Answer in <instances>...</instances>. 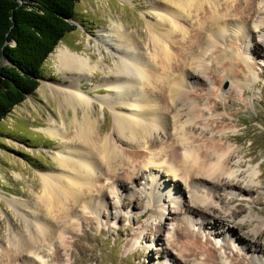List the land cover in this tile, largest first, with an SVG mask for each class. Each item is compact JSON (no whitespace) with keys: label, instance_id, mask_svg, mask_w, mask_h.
<instances>
[{"label":"bare ground","instance_id":"6f19581e","mask_svg":"<svg viewBox=\"0 0 264 264\" xmlns=\"http://www.w3.org/2000/svg\"><path fill=\"white\" fill-rule=\"evenodd\" d=\"M146 1L157 17L154 22L147 21L148 55L124 23L113 18L112 26L98 30L101 37L95 46L98 58L61 46L53 53L58 73L69 84L49 85V90L59 101L60 112L72 110L73 115L67 122L61 112L60 121L51 117L47 128L40 126L36 130L60 139L61 148L55 160L63 170L41 174V191L36 201L20 202L18 210L24 217L26 232L19 229L20 232L10 234L9 242L15 251V254L10 253L13 261L32 264L29 255L39 256V247L44 243L49 244L51 250L54 240L60 256L65 248L64 235L77 232V219L81 213L92 208L100 214L108 192L115 194L114 187L121 193L129 191L127 184L142 180L147 171L157 180L152 185L154 190L168 189V194H158L154 199L162 201L161 208L169 211V219L175 221L179 215L185 217V226L177 231L173 244L174 247L184 245L177 253L185 264L208 263L197 259V250L203 245L196 242L197 235L190 230L189 226L194 225L192 218L202 220L211 216L214 224L223 229L221 234L218 233V239L223 235L235 237V231L224 224L222 217L234 219L240 216L245 200L240 201L238 197L250 196L254 191L251 184L258 182L256 179L262 175V170L260 165L257 170L250 167L255 159L239 160V156L247 159L250 154L233 148L231 144L237 140L230 139L228 131H215L226 118L209 120L208 114L222 109L218 102L213 107L210 105L227 93L222 89L223 84L235 93L255 80L247 58L249 49L237 43H246L245 33L251 32L253 24L257 32L254 36L256 49L264 53V0ZM99 44L112 54L114 62L111 66L105 62V53ZM89 47H92L90 42ZM95 70L105 74L98 87H107L110 92L100 102L116 112L113 138L102 137V127L94 114L93 101L97 100L84 88L83 81ZM246 74L252 77L246 78ZM47 94L44 91V95ZM209 122L216 128L209 129L213 125ZM196 135L210 136L209 141L198 144ZM129 144L138 149L148 145L151 157L141 149L124 150L123 146ZM158 145L166 151L164 156H168L169 163L174 164L172 170L165 169V160L163 162L156 154ZM161 170L171 176L172 184L164 175L159 178ZM103 180H111V185L105 188L101 185ZM179 181L183 182L184 190H179ZM217 190L235 194L223 199L219 196L220 207H217ZM167 199L176 209L169 208ZM233 204L236 209L220 215V209ZM29 205L32 213L25 214ZM124 205L123 202L121 206ZM156 213L160 215L157 227H165L163 213L160 209ZM251 225L248 222L239 227L247 229L246 236L253 238L254 252H263L257 244L264 224L258 229L250 228ZM148 230H152L148 232L149 237L154 235L152 228ZM234 239L249 247L245 240ZM206 252L213 263L221 259L214 249ZM167 255L171 252L167 251Z\"/></svg>","mask_w":264,"mask_h":264},{"label":"rangeland","instance_id":"374dc122","mask_svg":"<svg viewBox=\"0 0 264 264\" xmlns=\"http://www.w3.org/2000/svg\"><path fill=\"white\" fill-rule=\"evenodd\" d=\"M131 1L128 3L122 0H82L75 7L76 20L74 24L77 29L67 34L58 46L68 47L80 53L86 52L88 55L98 58L99 52L95 47L96 40H101L98 30L102 27L112 26L113 18L124 23L127 31L132 33L136 42L140 41L148 55L150 50L147 21L154 22L157 17L152 10H149L146 0ZM242 1L246 2V0ZM251 26V32L245 33L246 43L238 42L237 44L242 48L245 46L249 49L247 58L250 60L255 80L247 88L237 89L236 94L223 84L222 89L227 93L219 96L210 105L213 107L218 102L222 109L208 114L209 120L226 118V121L220 124L221 126L217 129L213 122H209L213 124L209 129L228 131L230 139L237 140V143L231 144L233 148L250 154L247 159L239 156V160L251 161L255 159L250 164L254 170H257L259 165L261 166L262 175L258 172L260 175L256 179L258 182L251 184L254 191L250 196L238 197L240 201L245 200L240 216L234 219L222 217L224 224L235 231V237L245 240L249 247L236 243L235 237L232 238L231 235H223L218 239L217 235L221 234L223 229L214 224L211 216L201 218L203 221L197 217L192 218L191 222L193 221L194 225L189 226L190 230L197 235L196 242L203 245L201 249L197 250V259L201 262L208 261L207 264H239V262L240 264H264V227L261 231L262 237L258 238L257 244L263 250L260 253L254 252L253 238L246 236L248 230L239 227L240 224L251 222L250 228L258 229L260 225L264 224V53L256 49L254 36H257V32L254 30L253 24ZM88 42L92 47L87 48ZM100 47L105 53V62L111 66L114 62L112 54L102 45ZM53 53L44 64V76L39 88L0 122V264H22L21 260L13 261L11 259L10 253L14 252L13 254H15V251L9 242L11 232H20L19 229L26 232L24 217L20 216L21 212L18 210L20 202L30 201L32 203L36 199L41 191V174L58 173L63 170L55 160L57 151L61 148L60 139L36 130L40 126L47 128V121L51 117H56L60 121L61 112L67 122L69 116L73 115L72 110L67 112L63 109L60 112L59 101L49 90V85L69 84V81H64L58 73ZM104 76L105 74L95 70L93 75L83 81V84L84 88L90 90V95L97 100L93 101L94 114L102 127V137L113 138L116 112L100 102L110 93L107 87H98ZM245 77L252 76L246 74ZM44 91L48 92V96L44 95ZM199 92L201 91L199 90ZM156 132L159 134L160 130L158 129ZM209 137L203 138L196 135L199 140L198 144L209 141ZM147 146L144 144L139 149L147 152L145 154L151 157L149 146ZM161 147L156 149V154L161 156L162 161L165 160V169L172 170L174 164L169 163L168 156H164L166 151ZM123 149L126 151L139 150L132 144L123 146ZM244 169L242 168V170ZM165 173L161 170L159 178L164 175L171 183V176L168 177L169 174ZM156 182L157 180L152 179L147 171L142 180H135L134 184H127L129 191L121 193L117 187H114L115 194H109V192L106 194L107 201L102 205L100 214L92 208L84 211L77 219L79 223L77 232L74 235L65 233L63 238L65 248L60 256L55 248L57 241L54 240L51 250L47 243L40 245L39 256L41 258L31 254L28 257L29 262L32 264H185L184 259L177 253V249L184 245L173 246L177 239V231L185 226V217L179 215L175 221L170 220L169 211L161 208L162 201L154 199V196L158 194H168V189L167 191L164 188L154 190L152 185ZM178 183L179 190H184L183 182L179 181ZM101 185L107 188L111 185V180H103ZM176 194L175 197L178 195ZM216 194V206L220 207L218 197L220 196L222 199L223 197H232L235 192L232 195V192L217 190ZM256 201L258 202L256 203ZM123 202L125 203L124 207L121 206ZM169 204V208L176 209L175 205L167 199V205ZM30 205L25 214L32 213L33 209ZM236 207L233 204L223 209L219 208L220 215L223 216V212L236 209ZM158 209L163 213L161 217L165 218L163 221L165 227L163 228L157 227L160 220V215L158 216L156 213ZM171 222L172 225H168ZM150 228L156 235L154 233L149 237L148 232L152 231L148 230ZM159 237L163 240L159 241ZM208 249H214L221 255L218 263L208 260L206 252ZM167 251L171 252L170 256L167 255Z\"/></svg>","mask_w":264,"mask_h":264},{"label":"trees","instance_id":"16d2710c","mask_svg":"<svg viewBox=\"0 0 264 264\" xmlns=\"http://www.w3.org/2000/svg\"><path fill=\"white\" fill-rule=\"evenodd\" d=\"M82 0H0V122L35 93Z\"/></svg>","mask_w":264,"mask_h":264},{"label":"water","instance_id":"95a60500","mask_svg":"<svg viewBox=\"0 0 264 264\" xmlns=\"http://www.w3.org/2000/svg\"><path fill=\"white\" fill-rule=\"evenodd\" d=\"M52 55V54H51Z\"/></svg>","mask_w":264,"mask_h":264}]
</instances>
